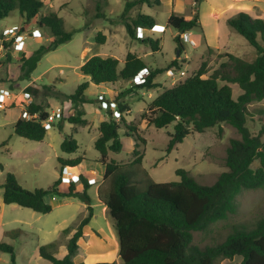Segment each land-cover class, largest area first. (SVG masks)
Wrapping results in <instances>:
<instances>
[{
  "label": "rangeland",
  "instance_id": "rangeland-1",
  "mask_svg": "<svg viewBox=\"0 0 264 264\" xmlns=\"http://www.w3.org/2000/svg\"><path fill=\"white\" fill-rule=\"evenodd\" d=\"M156 1L149 0L139 4L123 15L125 0H44L40 15L56 12L63 20L65 29L74 31V36L71 41L61 44L40 60L32 74L36 79L34 84L32 79L17 80L20 75L19 59L22 51L36 49L40 44L49 45L53 36L47 29L38 28L36 19L26 22L18 9L8 17L0 19V88H10L16 95L0 112V184L4 183L6 174L12 172L17 176L20 184L27 189L48 188L59 178L61 165L58 159L78 156L84 157L78 170L98 169L101 176L96 177V181L102 179L104 166L99 161L100 153L95 148V141L99 136L98 120L99 116H105L107 119L111 111L117 116V107L111 109L108 106L110 101H114V98L111 99V95L106 93L109 86L90 84L87 95L94 99V102L85 105V118L88 124L77 127V133H73L72 124L64 121L73 113L70 102L54 97L44 98L42 95L35 101L49 105V110L63 108L64 116L61 120L47 126V135L43 141L28 140L14 132V121L20 116L21 102L25 97L27 86L33 85L42 89L45 84L55 83L57 90L70 95L75 92L78 85L89 81V78L80 71L84 60L82 52L86 47L89 48L86 57L115 56L122 60L128 52H136L140 55L150 53L144 58L152 68L177 61L176 67L157 77L159 86L154 89L136 88L135 85L142 81H139V78L117 84V93L123 91L125 94L128 93L125 100L130 104L131 110L124 115L126 122L136 127L139 135L146 141L145 145L140 144L137 149L144 156L141 169L147 171L153 181L178 180L176 170L183 168L200 183L210 185L227 170L225 161L230 140L240 138L239 132L233 126L224 122L203 133H193L177 144L171 152H167L169 133L173 132L174 124L158 129L147 124L143 113L147 111L148 104L165 88H171L195 74L203 63H206L205 70L210 74L228 59L227 53L248 61L253 60L256 57L255 49L241 34L229 26L228 19L239 12L264 19V0ZM196 12L199 15L198 28L180 33L168 25L171 14L191 19ZM139 13L152 16L156 20V27L146 31L143 38L136 39L128 34L124 19L133 18ZM13 26H17L20 31L24 29V32H20L22 34L14 38L16 43L25 36L22 50H17L18 48L15 49L13 46V49L8 51L2 47L3 29ZM100 31L107 36L105 43H97L95 40V36ZM187 33L192 35L195 44L185 41ZM177 35H180L184 45L183 50L178 48L179 44L174 40ZM203 35H206L211 49L203 47L205 46ZM148 36L160 40L159 50L153 52L150 45L143 42ZM229 85L233 89L234 97L237 98L241 89L237 84ZM262 112H264V100L253 102L248 106L247 126L255 134H259L264 126ZM60 121H64L63 130L58 127ZM119 126L123 149L119 153L110 151L108 157L118 163L129 164L134 158L132 151L140 141L136 137L127 135L129 129L122 122ZM69 134H73L79 144L75 153H65L61 150V143ZM261 136L264 141V132ZM258 164L256 162L255 167ZM76 184L77 193L74 196L49 194L47 201L52 205V211L46 214L17 204H5L3 188H0V242L13 246L16 264H50L40 257L38 250L40 246L56 240L59 241L56 256L59 258L65 256L67 237L62 235V230L77 226L87 213L88 203L78 194L83 190L82 183L77 180ZM136 184L140 189L146 187L144 180L137 181ZM101 186L99 196H101L100 191L108 190L109 184L103 182ZM59 189L67 192L68 183L61 182ZM97 193L98 186L94 183L88 194L94 216L84 229V235L79 240V252L74 260L86 264L102 262L123 264L119 257L115 220L109 212L104 211L103 205L98 201ZM237 201L239 204L237 214L212 224L206 231L194 232L193 243L201 247L219 243L230 232V225L250 223L264 217V188L246 190L238 196ZM241 259L240 256H235L233 260L219 259L216 264H235ZM0 264H13L11 254L0 251Z\"/></svg>",
  "mask_w": 264,
  "mask_h": 264
},
{
  "label": "trees",
  "instance_id": "trees-1",
  "mask_svg": "<svg viewBox=\"0 0 264 264\" xmlns=\"http://www.w3.org/2000/svg\"><path fill=\"white\" fill-rule=\"evenodd\" d=\"M148 1L125 0L123 15ZM43 5L44 0H0V19L18 9L26 22L36 19L37 27L47 29L53 36L49 45L40 44L30 51L23 49L19 59L21 65L18 81H30L40 60L61 44L71 41L74 36V31L65 29L63 20L56 12L40 15ZM124 20L128 34L136 39H139L136 36L138 27L149 30L156 27V20L143 13ZM228 24L255 49L256 57L248 61L227 53L228 59L210 74H207L206 63H203L195 74L171 88H165L148 104L147 111L143 113L147 124L158 129L174 124L173 132L169 133L167 152H171L187 136L203 133L224 122L239 132L240 138L231 139L227 148V170L213 184L200 183L183 168L176 170L178 180L155 182L147 171L141 169L144 156L137 148L140 144L145 145L146 141L139 135L136 127L126 122L124 115L131 110L130 104L125 100L128 93L123 91L114 97L118 116L111 111L108 118L99 125L95 148L100 153L99 161L104 166L101 181L109 184L108 190L100 191V195L104 197L108 212L115 220L119 257L123 264H216L219 259L233 260L235 256L242 258L235 264H264V217L250 223L230 225V232L219 243L204 247L193 243L194 232L206 231L212 224L238 213L237 199L242 192L264 188V141L261 138L264 126L259 134L251 132L247 126L248 106L264 100V19L239 12L228 19ZM168 25L180 33L181 30L182 33L189 32L200 25L198 12L191 19L171 14ZM20 32H24V29ZM95 40L97 43H105L106 35L100 31ZM174 40L178 42V48L183 50L180 35ZM143 42L149 44L153 52L159 50V39L148 36ZM14 43V38L3 39L2 47L9 51L13 49ZM177 64V61H173L166 66L152 68L135 52H128L123 64L113 56L93 55L80 67L89 81L78 85L73 94L60 92L55 83L45 84L42 89L29 85L25 92L34 100L42 95L44 98L54 97L70 102L73 113L64 121L72 124L73 133H77V127L88 124L85 105L94 102L87 95L91 83L101 85L132 81L142 70H147L148 75L135 87L154 89L159 86L157 77ZM230 83L237 84L241 89L237 98L233 95ZM48 107L49 105L35 101L30 110L39 113V120L18 118L14 123L15 134L28 140L43 141L47 135V127L42 121L49 114ZM64 121L58 123L60 130H63ZM121 122L129 129L127 135L140 141L132 151L134 158L129 164L118 163L108 157L110 151L119 153L123 149L119 133ZM78 148V141L73 134L67 135L61 143V150L65 153H75ZM83 160V156L59 158V178L48 188L27 189L20 184L14 173L8 172L4 183L0 184V188H3V202L17 204L42 214L51 212L52 205L47 201L49 194L74 196L77 193L75 182L68 185L67 192L60 191L62 167H76ZM256 162L259 164L255 167ZM141 180L146 182L145 189H140L136 184ZM81 183L83 190L78 194L88 203L87 213L77 226L62 230L64 236L73 232L67 239V253L62 258L56 256L57 240L39 247L40 257L50 264H86L76 262L74 257L79 252V240L84 235V229L94 216L87 193L93 184L87 177H81ZM0 251L10 253L12 263L16 264L13 246L0 242Z\"/></svg>",
  "mask_w": 264,
  "mask_h": 264
},
{
  "label": "built area",
  "instance_id": "built-area-1",
  "mask_svg": "<svg viewBox=\"0 0 264 264\" xmlns=\"http://www.w3.org/2000/svg\"><path fill=\"white\" fill-rule=\"evenodd\" d=\"M137 38H143L144 36V29L141 27L137 28ZM22 34L20 33V29L17 26H13L11 28H5L2 31V36L4 37L5 40H11L13 38H15V36ZM185 41L189 42L191 44H195V41L192 38L191 34H185ZM25 45V36L18 42L14 43L15 49L17 50H22L24 48ZM148 75V71L147 70H142L139 75L137 76V79L139 78V81H143L144 78ZM141 81V82H142ZM14 93V91L10 88H0V112L2 110V108L5 107V105H7L8 103H11L13 98L16 97V95ZM24 98L21 102V111H20V116L19 118L22 119H26V120H39V113H33L30 110V107L34 104L35 100L34 98L29 95L28 93L25 92L24 94ZM109 107L111 109H114L117 107V104L114 101H110L109 102ZM48 116L45 120L42 121V124L44 126H49L51 124H53L54 122H56L57 120H61V118L64 116V109L63 108H56L54 110H49L48 109ZM118 116V113H117ZM106 120V117H102L99 119L100 122H103ZM0 123H1V116H0ZM76 167H72V166H63L61 169V177H62V182L65 181L68 183V185L71 182H75L78 180L81 182V177H87L89 179V181L94 184L96 183V178H92V177H100L101 176V172L98 169H91L90 171L87 169H82V170H76ZM76 177V179H75Z\"/></svg>",
  "mask_w": 264,
  "mask_h": 264
},
{
  "label": "crops",
  "instance_id": "crops-1",
  "mask_svg": "<svg viewBox=\"0 0 264 264\" xmlns=\"http://www.w3.org/2000/svg\"><path fill=\"white\" fill-rule=\"evenodd\" d=\"M144 29V33L146 32V31H150V30H148V29H146V28H143ZM107 37V36H106ZM203 37H204V43H205V46H203L204 48H210L211 49V45H209V43L207 42V37H206V35H203ZM88 51H89V48H85L84 50H83V52H82V58H84V60L82 61V63H81V65H83L91 56H88V57H86V54L88 53ZM202 51H203V49H202ZM136 53V52H135ZM85 54V55H84ZM138 54V53H137ZM127 55V54H126ZM139 56H141V57H147L148 55H150V53H144L143 55H140V54H138ZM86 57V58H85ZM104 57H106V56H104ZM113 57H115V56H113ZM126 57V56H125ZM116 58V57H115ZM145 59V58H144ZM120 60V62H122V64L124 63V60L125 59H119ZM81 67V66H80ZM35 78H33V75H32V83H36L35 82ZM117 84H119V83H115V84H101V85H98V86H109V89H107L106 90V93H108V94H110L111 95V99H113L118 93H117ZM103 98H105V97H103ZM130 112V111H129ZM102 117H105V116H99V119L100 118H102ZM18 119V118H17ZM16 119V120H17ZM15 120V121H16ZM14 121V122H15ZM99 121V120H98ZM99 123H101L100 121H99ZM100 125V124H99ZM82 164H80L79 166H81ZM79 166H77V168H76V170H78V167ZM83 169H85V168H83ZM92 178H96V177H92ZM103 183V180L101 181V180H97V182H96V184H97V186H98V201L103 205V208H104V211L105 212H108V209H107V207H106V205H105V200H104V197H102V196H99V189L102 187L101 186V184ZM90 190V189H89ZM89 190H88V194H89ZM104 192H105V190H104ZM90 196V195H89ZM94 210V209H93ZM73 233V232H72ZM72 233H70L69 235H67L66 237H67V239L68 238H70L71 237V235H72ZM66 253H67V250H66ZM242 260V259H241ZM240 260V261H241ZM239 261V262H240Z\"/></svg>",
  "mask_w": 264,
  "mask_h": 264
},
{
  "label": "water",
  "instance_id": "water-1",
  "mask_svg": "<svg viewBox=\"0 0 264 264\" xmlns=\"http://www.w3.org/2000/svg\"><path fill=\"white\" fill-rule=\"evenodd\" d=\"M181 33H182V30H181Z\"/></svg>",
  "mask_w": 264,
  "mask_h": 264
},
{
  "label": "bare ground",
  "instance_id": "bare-ground-1",
  "mask_svg": "<svg viewBox=\"0 0 264 264\" xmlns=\"http://www.w3.org/2000/svg\"><path fill=\"white\" fill-rule=\"evenodd\" d=\"M149 33V32H148Z\"/></svg>",
  "mask_w": 264,
  "mask_h": 264
}]
</instances>
